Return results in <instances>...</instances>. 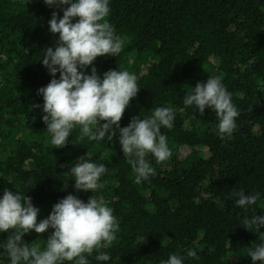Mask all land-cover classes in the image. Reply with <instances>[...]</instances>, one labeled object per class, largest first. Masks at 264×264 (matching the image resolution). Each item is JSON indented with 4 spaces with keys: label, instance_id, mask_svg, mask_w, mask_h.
I'll list each match as a JSON object with an SVG mask.
<instances>
[{
    "label": "trees",
    "instance_id": "obj_1",
    "mask_svg": "<svg viewBox=\"0 0 264 264\" xmlns=\"http://www.w3.org/2000/svg\"><path fill=\"white\" fill-rule=\"evenodd\" d=\"M54 11L63 15L43 0H0V196L5 188L27 196L40 210L38 222L69 194L105 202L120 227L101 249L111 259L97 261L94 252L90 264H161L188 250L197 258L185 264H252L247 253L260 233L244 228L242 219L264 216V0H110L107 19L122 51L98 57L94 67L101 78L126 69L140 88L120 126L155 107L175 112L173 128L161 129L172 156L161 164L150 156L155 175L141 184L116 138L89 142L76 128L65 147L50 144L37 91L53 78L41 58L59 38L48 26ZM209 76L221 77L239 112L232 139L220 138L214 111L201 115L183 104ZM87 152L107 169L93 193L75 191L70 174ZM240 190L261 194L247 212L232 199ZM52 231L22 239L43 248ZM9 235L0 233V242ZM0 264H8L6 255Z\"/></svg>",
    "mask_w": 264,
    "mask_h": 264
},
{
    "label": "clouds",
    "instance_id": "obj_2",
    "mask_svg": "<svg viewBox=\"0 0 264 264\" xmlns=\"http://www.w3.org/2000/svg\"><path fill=\"white\" fill-rule=\"evenodd\" d=\"M50 8H59L48 21L49 31L58 34L54 47L42 52V64L53 77L47 86L38 89L42 96V120L50 134V144L63 148L70 141L73 129L89 142L118 139L123 156L131 165L134 183L147 182L155 175L151 156L156 164L168 161L172 151L161 129L174 126L175 112L171 107H155L151 115L134 117L126 127L120 121L130 101L140 88L137 76L126 69L109 70L103 77L97 73L94 62L98 57H116L122 51V40L108 21L110 0H43ZM66 6V7H65ZM75 21V22H74ZM91 67V73L87 69ZM59 73V79L55 78ZM185 108L192 107L204 115L211 109L219 120L221 139H232L237 129L239 112L232 103L231 93L220 76H209L205 83H197L184 96ZM39 107V105H37ZM104 121V123H101ZM115 126V127H114ZM117 133L119 135L117 136ZM81 157L70 170L75 191L93 193L107 169L104 164ZM12 184V177H8ZM236 207L248 211L261 199L259 192L245 195L234 191ZM40 210L27 196L5 188L0 196V233H10L0 242V255H6L8 264H90L88 259L96 252L97 261L108 262L111 257L101 251L112 244L119 231V221L113 209L93 195L85 203L74 195H67L53 205L47 218L38 222ZM242 226L258 231L259 243L248 253L252 264H264V216L253 214L242 219ZM52 229L40 248L36 242L25 243L22 237L32 231L42 234ZM197 258L188 250L185 256L170 254L161 264H185V259Z\"/></svg>",
    "mask_w": 264,
    "mask_h": 264
}]
</instances>
